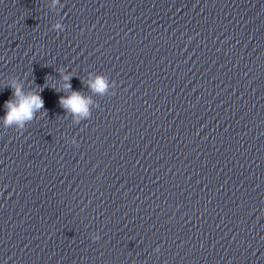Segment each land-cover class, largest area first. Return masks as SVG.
<instances>
[{"label": "clouds", "instance_id": "obj_1", "mask_svg": "<svg viewBox=\"0 0 264 264\" xmlns=\"http://www.w3.org/2000/svg\"><path fill=\"white\" fill-rule=\"evenodd\" d=\"M64 79L65 81H69L71 77L64 76ZM68 87H70V84H68ZM12 88L13 99L7 100L4 105L7 110L4 123L6 126L15 124L23 128L25 122L31 121L34 113L44 107V100L38 92L25 94L19 84L13 83ZM91 88L94 91L103 92L106 88L105 81L103 79H97L95 83L91 84ZM59 103L67 112L74 115H87V106L91 101L83 97L79 92H73L68 97L62 96Z\"/></svg>", "mask_w": 264, "mask_h": 264}]
</instances>
